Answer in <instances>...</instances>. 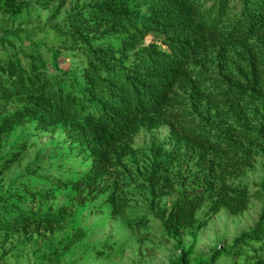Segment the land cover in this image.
I'll use <instances>...</instances> for the list:
<instances>
[{
  "label": "trees",
  "instance_id": "obj_1",
  "mask_svg": "<svg viewBox=\"0 0 264 264\" xmlns=\"http://www.w3.org/2000/svg\"><path fill=\"white\" fill-rule=\"evenodd\" d=\"M23 1L0 0V11L53 0ZM49 30L57 49L32 41L16 48L8 37L18 39V31L0 35V144L30 124L44 132L62 129L61 144L69 148L26 166L20 187L14 182L0 190V231L60 221L58 214L24 210L19 197L99 193V207L117 217L133 185L148 202L135 222L155 218L170 238H190L175 261L188 264L198 231L213 215L247 209L251 195L236 179L256 158L264 163V0H91ZM42 49L52 55L51 70ZM61 52L79 60L75 68L56 64ZM12 103L17 106L3 109ZM162 126L169 127L166 139L148 148L149 163L133 174L131 165L143 155L134 137ZM23 150L0 154V174ZM34 180L47 184L45 190L34 189ZM165 197L172 200L160 208ZM221 255L231 264H264V204L249 234L201 264H215Z\"/></svg>",
  "mask_w": 264,
  "mask_h": 264
},
{
  "label": "rangeland",
  "instance_id": "obj_2",
  "mask_svg": "<svg viewBox=\"0 0 264 264\" xmlns=\"http://www.w3.org/2000/svg\"><path fill=\"white\" fill-rule=\"evenodd\" d=\"M89 1L91 0H65L62 3L61 0H53L46 7L28 3L18 11H0V35L18 31V39L8 37L13 40L16 48L21 43L27 45L32 41L57 49L49 26L58 23L65 15ZM151 39L152 36L147 37L144 43ZM41 52L51 70L54 65L52 55L43 49ZM4 54L0 49V55ZM55 62L62 70H67L75 68L79 60L71 53L61 52ZM16 106L17 103H12L3 109L9 111ZM168 132L169 127L162 126L152 131L141 130L134 137V146L143 149V155L136 157L135 164L131 165L133 174L136 169L141 170L149 163L148 148L152 144L162 143ZM64 139L62 129L44 132L34 129L30 124H22L5 136L0 144L1 155L13 146L24 145V150L21 159L8 171L0 174V190H8L14 182L15 186L20 187L17 183L19 177L32 162L46 161L59 154L65 155L69 144H61ZM134 179L138 182V179ZM236 181L248 187L251 199L247 209L238 215H231L226 210L213 215L198 231L188 264L208 261L215 249L227 251L236 238L249 234L260 221L264 204V190L261 187L264 182L263 160L256 158L253 165ZM31 186L45 190L47 184L34 180ZM13 190L25 194L22 187H13ZM127 190V203L117 217H111L108 207H99L102 201L99 193L94 197L87 191L80 196L63 191L48 198H32L29 195L19 197L17 204L24 210L37 214H58L61 219L56 224L40 227L29 225L8 234L0 231V264H175L177 258L190 246L191 239L182 237L178 242L177 239L170 238L155 218L150 217L144 225L136 223L135 218L147 209L148 202L134 191L133 185ZM171 200L170 197L162 198L159 207H168ZM197 218L202 219V211L197 213ZM71 240L75 242L63 252V247ZM55 251H59L56 258L51 257ZM214 263L231 264V259L221 255Z\"/></svg>",
  "mask_w": 264,
  "mask_h": 264
}]
</instances>
